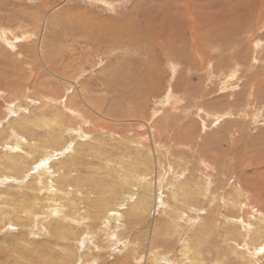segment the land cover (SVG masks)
<instances>
[{
  "label": "rangeland",
  "instance_id": "374dc122",
  "mask_svg": "<svg viewBox=\"0 0 264 264\" xmlns=\"http://www.w3.org/2000/svg\"><path fill=\"white\" fill-rule=\"evenodd\" d=\"M136 1L160 17L152 0H0V264H264V190L230 177L264 162V0L209 42L150 22L131 48L84 43Z\"/></svg>",
  "mask_w": 264,
  "mask_h": 264
},
{
  "label": "bare ground",
  "instance_id": "6f19581e",
  "mask_svg": "<svg viewBox=\"0 0 264 264\" xmlns=\"http://www.w3.org/2000/svg\"><path fill=\"white\" fill-rule=\"evenodd\" d=\"M175 0H152L150 1V3H159L160 6H158L159 8V12H155V13H159L160 17L153 20V18H151L148 14L144 13V10L147 8H141V7H137V1L133 3L131 10L129 12V14L127 15V19L125 18H121L122 20L125 19L126 23H123V21L118 23L120 25H115L116 22H113L114 19H110V20H103L100 22H95V21H90L89 23H91V25L89 27L84 26L87 28L88 32H91L92 34V38L90 39V35L85 39H84V43L85 44H93L95 47L97 46L98 48L101 47H114L115 45H111L110 44H116L117 47H128L131 48L133 46L132 43H135L138 38V36L140 37H144L147 35H151L153 32L152 31H148L146 32L151 26L156 32H158V34H160V36L162 37V40H165V37H170V31L169 30H174L172 33V36L174 38L179 37L177 36L179 33L178 28H182V31H185L184 34H188L189 38L188 41L190 39V44L195 40H199L200 36L202 35L203 37H206L205 35H208L206 38H201L202 40H211V39H216L219 37L221 38L222 36H225V34L227 33L228 27L230 26L228 24L229 21H231V18L234 17L236 20V23L241 22V21H245L250 25V20H251V15L250 14H254L256 13L257 9H258V4L259 0H196V4L200 5V8H197L196 10L192 9L196 4H190L187 2H183L181 3L180 7H168L167 5L170 2H173ZM234 1L238 2V6H233L232 3ZM190 2V1H189ZM229 2V4H228ZM195 3V2H193ZM221 3L225 4L226 7H228L229 12L226 14L228 21L226 23H223L221 21V23H216L214 22L213 17H219V13H226V11L223 8H219L216 12L214 9L215 7H219L222 6ZM174 4V3H173ZM235 4V3H234ZM172 5V4H171ZM176 5V4H175ZM177 6V5H176ZM260 6V5H259ZM161 7V8H160ZM232 7V8H231ZM216 8V9H217ZM264 8V7H263ZM205 9H207V11H205ZM212 10V11H211ZM78 13V12H77ZM81 16L83 15V12L80 13ZM205 14H207V18L204 16ZM256 15V14H255ZM77 16V15H76ZM78 16H80L78 14ZM77 16V17H78ZM80 16V17H81ZM223 16H225L223 14ZM91 17V16H90ZM82 18V17H81ZM93 18V17H92ZM95 18V17H94ZM109 18V17H108ZM138 18V19H137ZM89 19V18H87ZM87 19H84L85 21ZM135 20V22H133V20ZM209 19L211 20L209 22ZM256 19V18H255ZM82 20V19H81ZM117 21V20H115ZM233 21V20H232ZM118 22V21H117ZM150 22H153V25H151L150 27H147V25L149 26ZM82 23V22H81ZM88 23V24H89ZM125 24L124 25H122ZM175 23V27L171 28L172 24ZM210 24V25H209ZM79 25V24H78ZM100 27L98 30H96L99 26ZM146 25V26H145ZM253 25V24H252ZM211 27L210 30L207 29L206 27ZM240 26V25H239ZM152 28V29H153ZM250 29H252L251 25L249 27ZM82 29V28H81ZM85 29V28H84ZM83 29V30H84ZM151 29V30H152ZM158 29V30H157ZM239 29V28H238ZM78 30V29H77ZM258 30V29H257ZM117 31V32H116ZM87 32V33H88ZM93 32V33H92ZM198 32L201 33V35L199 37L198 36ZM239 33V32H238ZM156 33H154L155 35ZM241 34V33H240ZM108 35V36H107ZM183 35V33H182ZM210 35V36H209ZM257 35V34H256ZM185 36V35H184ZM184 36H180L182 38H184ZM187 36V35H186ZM179 37V38H180ZM188 37V36H187ZM182 38H180L182 40ZM81 39V38H80ZM169 42V38H167ZM224 39V38H223ZM253 39V38H252ZM251 39V40H252ZM184 40H186L184 38ZM183 40V41H184ZM249 41V39H247ZM180 41V40H178ZM208 41V40H207ZM222 41V40H221ZM220 41V42H221ZM172 42V41H171ZM209 42V41H208ZM219 42V43H220ZM159 43V42H158ZM166 43V42H165ZM181 43V42H180ZM185 43V42H183ZM199 43V42H198ZM197 43V44H198ZM248 43V42H247ZM250 43V42H249ZM126 44V45H125ZM163 44V43H162ZM175 44V42H174ZM206 44V43H205ZM252 44V43H251ZM165 45V44H164ZM169 45V44H168ZM184 45V44H183ZM182 45V46H183ZM221 45V43H220ZM240 45V44H239ZM243 45V44H242ZM248 46V45H247ZM158 47V46H157ZM170 47V46H169ZM191 47H196V45L192 44ZM249 47V46H248ZM253 47V46H252ZM170 48H173L170 47ZM241 48V47H240ZM239 48V49H240ZM243 49V48H242ZM245 49V48H244ZM135 52L134 53H138V50L136 48H134ZM152 50V49H151ZM166 52L170 51L168 47H166L164 49ZM140 51H144V50H140ZM164 51V52H165ZM239 51V50H237ZM242 51V50H241ZM150 52V50H149ZM171 52V51H170ZM225 51H223L224 53ZM144 53V52H143ZM236 53V52H235ZM234 53V54H235ZM142 54V53H141ZM172 54V53H170ZM145 55V54H143ZM169 55V54H168ZM258 55V53H257ZM75 57V56H74ZM77 57V56H76ZM235 57V55H234ZM78 58V57H77ZM236 58V57H235ZM73 59V58H72ZM258 59V58H256ZM133 60V59H132ZM62 62V61H61ZM68 62V61H67ZM72 63V62H71ZM73 64V63H72ZM251 65V64H249ZM66 66V65H65ZM78 66V65H77ZM251 67V66H250ZM251 71V70H250ZM259 72V71H258ZM152 74V73H151ZM155 74V73H154ZM263 74V73H262ZM257 76V75H256ZM260 76V75H259ZM157 78V77H156ZM264 78V77H263ZM154 79V77H153ZM255 79V78H254ZM261 79V78H260ZM156 80V79H155ZM263 80V79H262ZM256 81V80H254ZM264 81V80H263ZM262 81V83H263ZM260 82V80L258 81ZM145 83V82H144ZM151 83V82H150ZM253 83V82H252ZM260 84V83H259ZM249 85V84H248ZM181 86V85H180ZM250 86V85H249ZM149 88V87H148ZM152 88V87H151ZM151 88L149 90H151ZM254 88V87H253ZM140 93V92H139ZM141 94V93H140ZM144 94V93H143ZM149 94V93H148ZM231 94V93H230ZM250 94V93H249ZM136 97V96H135ZM135 102V101H134ZM211 104V103H210ZM219 115V114H218ZM217 115V116H218ZM223 116V115H222ZM195 150V149H194ZM200 150V149H199ZM201 155V154H200ZM204 155V154H203ZM206 156V155H205ZM258 157V156H257ZM235 159V158H234ZM239 159V158H238ZM242 159V158H241ZM240 161H235L238 163H240V165H243V171H240L241 168L239 167L238 169H240L239 171L235 172L236 176L234 177L233 175H231L230 173H228V175L230 174V177L233 179H235V183L236 185L239 184V182L243 185L242 188L245 189V193H249V195L246 198H250L252 199L254 195H261L263 193L264 190V170H255L254 167L257 166H263V158H252V160H250L249 162H252V165L249 164V162H245L243 160ZM217 161V160H215ZM246 163V164H245ZM221 164V163H219ZM228 165V164H227ZM241 165V166H242ZM219 166V165H218ZM231 166V165H230ZM238 166V165H237ZM229 167V166H228ZM227 167V168H228ZM234 167V166H232ZM249 167H253V170ZM251 169L248 170L250 171L251 174H249V172H247V169ZM260 168V167H259ZM221 169V168H220ZM230 169V168H229ZM228 169V170H229ZM263 169V168H262ZM235 171V170H234ZM224 174V173H223ZM226 174V173H225ZM255 175V176H254ZM259 175V176H258ZM258 176V177H256ZM229 177V178H230ZM259 177L262 178L261 181H259L260 179H258ZM227 178V176H226ZM228 178V179H229ZM247 178L250 185H248L247 182ZM255 178V179H254ZM226 180V179H224ZM229 181V180H228ZM230 180V182H232ZM239 181V182H238ZM234 182V181H233ZM247 185L249 187H247ZM235 186V185H234ZM233 198V197H232ZM236 198V197H235ZM140 199V198H139ZM260 201V200H259ZM260 204V202H258ZM234 205V204H233ZM260 206V205H259ZM143 207V206H142ZM259 210V209H258ZM146 211V210H145ZM254 211V209H253ZM146 214V213H145ZM143 215V214H142ZM145 217V216H144ZM149 217V216H148ZM254 217V216H253ZM170 218V217H169ZM260 219V218H257ZM168 220V219H167ZM172 220V219H171ZM168 220L167 222L171 221ZM254 220V219H253ZM256 220V219H255ZM173 222V221H172ZM175 222V221H174ZM259 222V221H258ZM171 223V222H170ZM261 223H264L263 220H261ZM169 224V223H168ZM173 224V223H171ZM175 225V224H174ZM148 227V226H147ZM175 227V226H174ZM146 228V227H145ZM148 230V229H147ZM100 231V230H99ZM148 234L145 233V237ZM264 238V235H263ZM264 245V241L262 243H260L258 245V249L261 248ZM59 249V247H57ZM152 250V249H151ZM58 250H56L57 253ZM55 250L53 249L52 251H46V250H40L31 260V264H60V262L58 263L56 260V256L54 255ZM75 252V251H74ZM151 251H148V253H150ZM72 253L73 250H71V252H69V256L72 257ZM2 254V253H1ZM126 255V254H124ZM54 256L55 259H51V257ZM128 256V255H127ZM126 256V257H127ZM122 258V257H120ZM185 259V258H184ZM69 260H73L72 258H69ZM120 262V259H118ZM124 260V259H122ZM126 260V259H125ZM163 261V260H162ZM173 262V260H170V262ZM186 261V260H185ZM189 261V260H187ZM76 262V261H75ZM124 262V261H123ZM166 262V261H165ZM169 263V262H168ZM179 263V262H178ZM126 264V263H125ZM181 264V263H180ZM185 264V263H184ZM190 264V263H189Z\"/></svg>",
  "mask_w": 264,
  "mask_h": 264
},
{
  "label": "snow or ice",
  "instance_id": "6c2138e0",
  "mask_svg": "<svg viewBox=\"0 0 264 264\" xmlns=\"http://www.w3.org/2000/svg\"><path fill=\"white\" fill-rule=\"evenodd\" d=\"M261 251H264V249H261Z\"/></svg>",
  "mask_w": 264,
  "mask_h": 264
}]
</instances>
